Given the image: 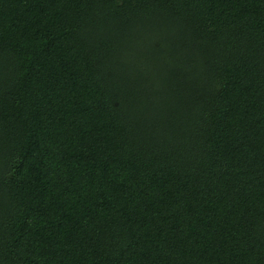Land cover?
Here are the masks:
<instances>
[{
    "label": "trees",
    "instance_id": "1",
    "mask_svg": "<svg viewBox=\"0 0 264 264\" xmlns=\"http://www.w3.org/2000/svg\"><path fill=\"white\" fill-rule=\"evenodd\" d=\"M0 264H264V0H0Z\"/></svg>",
    "mask_w": 264,
    "mask_h": 264
}]
</instances>
